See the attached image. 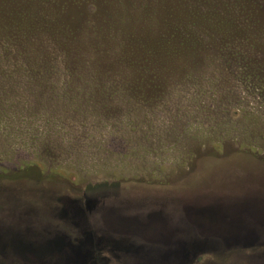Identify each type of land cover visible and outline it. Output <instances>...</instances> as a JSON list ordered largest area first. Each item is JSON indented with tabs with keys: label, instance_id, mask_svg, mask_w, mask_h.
I'll use <instances>...</instances> for the list:
<instances>
[{
	"label": "rangeland",
	"instance_id": "1",
	"mask_svg": "<svg viewBox=\"0 0 264 264\" xmlns=\"http://www.w3.org/2000/svg\"><path fill=\"white\" fill-rule=\"evenodd\" d=\"M18 2L0 4V264H264V1L196 0L223 24L197 42L185 0ZM244 16L250 43L225 31Z\"/></svg>",
	"mask_w": 264,
	"mask_h": 264
},
{
	"label": "trees",
	"instance_id": "2",
	"mask_svg": "<svg viewBox=\"0 0 264 264\" xmlns=\"http://www.w3.org/2000/svg\"><path fill=\"white\" fill-rule=\"evenodd\" d=\"M23 1H27L28 0H23ZM30 1H33V0H29ZM187 1V7L185 8L186 11H190V12H194L196 11L198 14L200 13L201 10H199V8L195 7L197 6V2L196 0H185ZM209 1H214V0H209ZM220 2L219 3H222L223 2V5L219 4V3H216L213 5V10L214 11H218V9H222L223 11H228V12H233V13H237V14H244L245 12V8L242 4L239 3V0H219ZM264 1V0H263ZM2 3H8V4H13L15 7H18L19 11L20 12H26V9L24 6H18L19 5V2L18 0H0V4ZM17 3V4H16ZM93 6L95 7V5L93 4ZM241 9V10H240ZM84 10V7L82 9V12ZM31 19L33 21V24L32 25H27L26 27L23 26L22 28L18 29V32L15 33V35H21L23 36V38L25 40H27L28 38L26 36L29 37V34H34L37 32V30L39 29V23H36L38 20H41V22H44L43 19H40L38 16H40L39 13H35L34 11H31ZM203 12V15L201 16H204L205 13H208V11H201ZM13 13V11H12ZM211 15L215 16L214 14H212L211 12H209ZM200 15V14H199ZM209 15L208 17L204 16L202 17V22L200 23H195V22H192V23H188V24H182V25H179L180 23H178L179 26L175 25L177 28H181L182 27V33H186V35L188 36L189 34L191 35H194L196 37H194V39H192V41H198L200 38H203L204 35H207L208 34V31L210 32H213L215 29H217L219 32H222V27H223V24L221 22H218L216 24V22H214L213 24H210L208 25L207 23L204 22L205 21H211L212 20V16ZM244 19V21H243ZM241 24H232V25H229L228 26V29H225V31H230L229 28L233 29V30H238L239 32V41L240 42H253L251 40H249V38L251 37L250 36V33L252 32V28L255 27V22H250V19H247L245 16L243 17ZM35 24V25H34ZM44 27L48 28L49 27V24L48 23H45L43 25ZM21 27V26H20ZM210 27V29H209ZM33 28V29H32ZM176 28V29H177ZM29 29H32L31 31L27 32V30ZM197 29V31L195 30ZM197 33V34H195ZM11 35L15 37V35L11 32ZM11 35H7L8 38H10ZM212 35V34H211ZM54 39V38H53ZM253 46V45H252ZM217 63L218 65L221 64L220 61H218L217 59H212V60H208L205 64V66L203 68H206L207 66H216V65H213V63ZM211 155V154H210ZM29 172V173H27ZM28 174V175H31V174H36V169H33L32 167H29L25 170V173L24 174ZM25 176V175H24Z\"/></svg>",
	"mask_w": 264,
	"mask_h": 264
}]
</instances>
